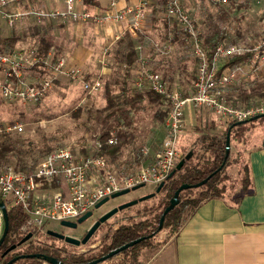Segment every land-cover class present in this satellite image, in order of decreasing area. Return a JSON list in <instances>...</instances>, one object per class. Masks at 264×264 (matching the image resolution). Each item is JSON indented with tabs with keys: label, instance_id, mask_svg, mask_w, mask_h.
Masks as SVG:
<instances>
[{
	"label": "built area",
	"instance_id": "1",
	"mask_svg": "<svg viewBox=\"0 0 264 264\" xmlns=\"http://www.w3.org/2000/svg\"><path fill=\"white\" fill-rule=\"evenodd\" d=\"M44 1L0 0V25L3 21L11 27L19 20L30 17L38 20L61 18L81 24L90 21L118 23L130 19V29L136 32L146 26L152 0H139L137 5L121 10L117 9L118 0H110L108 10L102 16L88 10H79L77 4L82 0H63L64 9L41 7L39 4H44ZM188 1L190 0L168 1L165 16L192 38L197 69L191 93L188 96L181 95L144 59L138 62L137 87L141 88L148 83L153 91L165 96L169 102L166 121L168 134L156 162L150 166H142L132 177L123 178L118 175L116 167L102 156L93 154L83 157L69 148H58L45 155L31 173L16 171L12 167L0 169V200H8L12 206L20 207L27 215L22 227L23 233H47L53 223L76 222L86 213L94 211L99 202L118 191L148 184L157 188L165 183L181 160L178 145L187 108L204 107L214 113L218 122L223 125L264 113V102L248 108L235 107L227 101L223 91L224 87L240 79H247L251 73L264 71V43L253 46L222 43L210 55L203 45L196 19L185 9ZM216 1L223 5L229 3V0ZM23 3H30L31 6L22 9L20 4ZM247 54L251 55L250 61L233 68H223L229 59ZM34 68L42 71L43 76L30 81L25 77V72ZM61 77L81 82L83 90L90 95L98 94L103 86L100 80H84L81 69L70 65L65 58L55 62L51 54L42 56L36 48L0 54V95L7 100L34 103L45 97L53 89L55 80ZM23 130V124L18 122L6 127L0 126V133ZM117 142L114 136L109 139V144ZM4 226V214L0 207V237Z\"/></svg>",
	"mask_w": 264,
	"mask_h": 264
},
{
	"label": "trees",
	"instance_id": "2",
	"mask_svg": "<svg viewBox=\"0 0 264 264\" xmlns=\"http://www.w3.org/2000/svg\"><path fill=\"white\" fill-rule=\"evenodd\" d=\"M168 1L170 0H158L157 5H160L161 10L165 9V4L168 3ZM251 1L252 0H229L228 4L223 5L216 0H196L197 11L200 14L202 13L204 17L201 20L204 25L203 28L199 26L197 20L199 13L196 11L197 13H192V15L196 19L200 29L203 45L210 55H212L215 49L222 43L227 45H238L236 40L232 37V32H236L235 22H239L241 17H236L235 15L236 12L243 9V7L248 8ZM213 7L216 8V12L211 11ZM185 9L189 11L186 6ZM43 21L37 24L34 23V27L30 25L34 30V35L38 34L37 43L32 46L36 47L38 53L42 56H47L52 49V60L56 62L61 58L62 49L55 44V40L52 37L42 34V29L45 28L46 30V25L48 23H50V25L53 24V21ZM162 22L164 23L165 39L172 42V44L175 43L179 46H185L186 50L188 52L191 51L193 54L191 36L177 24L169 23L170 21L167 18L162 20ZM155 24H158V21ZM18 38H20V36L16 35V33L13 38L0 37V54H9L13 52L15 50L13 42ZM137 44V39L128 34L118 40L115 47H113L112 53L117 74L114 75V79L111 81L109 80L105 84L104 97L106 103L104 107L97 109L95 114L96 119L94 118L96 128L94 130L95 136L93 139H97L100 143L96 154L109 160L118 170V175L123 178L136 175L142 166L154 164L157 160L158 153L161 151L160 147L154 155V158L149 155L144 156L146 159H153L152 162L145 163L140 167L137 166L140 163L141 157H143L146 152L142 144L140 146L136 145L138 141L137 118L141 114L151 115L159 124L163 125V122L168 117L170 109L166 97L153 91L148 83L141 88H137L133 85L129 87L127 84L125 88H122V79H119L117 75H121L124 72L127 74L128 78H130V69L139 58ZM250 59V54L236 56L229 59L223 68L227 66L233 68L243 62L250 61ZM35 69L39 71L38 68ZM154 71L159 72L158 69H154ZM39 72L42 77L43 72ZM165 74L166 75L162 76L166 81V78H168L167 75L172 77L168 69ZM58 80H55L54 84H56ZM254 84L252 85L251 92L243 90L242 88H235L239 90V94L244 96V99L248 102L254 101L255 98L264 101V82ZM83 91L87 94L85 90ZM0 97L3 98L1 95ZM144 100H146V104L143 103ZM7 101L12 103L20 102L16 100ZM39 101L40 100L36 102ZM250 106L251 104L247 107ZM253 124L254 121H248L246 124H238V121H229L225 123L224 129L222 130L219 129L218 125H212L202 129L203 134L199 139V144L205 150L206 154L198 156V161L193 162L196 153L192 152V156L185 160L183 167L165 181L162 190L154 197L157 200L156 203L149 206L147 204L150 199L143 201L142 203L145 204L144 208L137 209L135 215L120 218V220H118L119 222L121 221L120 226L116 229H114V227L109 228L106 231L96 252L100 256H105L127 243L141 237L152 235V237L146 238L139 244L120 254L123 256V261L127 262L126 256L132 253V263L138 254V250L142 246L149 244L160 232L167 230L171 237L175 236L204 203L212 199H226L229 190L226 182H228L229 179L225 171L231 164V155H229L228 159L225 161L228 132H231V141L234 138H237L239 142L245 141V133L251 130ZM113 135H115L118 140L117 144H109V139ZM25 147L26 140L18 133H0V169L12 167L14 170L24 173L33 172L42 159L35 157L33 158V162L29 164L25 157V154L27 155L29 150H25ZM128 149H130L132 156H130L127 161L121 162V158ZM185 157L186 155H182L180 159L183 160ZM214 172L216 173L204 185L197 188L190 187L181 191L179 204L166 215L163 228L159 230L161 217L175 192L183 184L187 183L194 185L208 178ZM241 173L243 176L240 180L242 193L237 197H230L231 201L235 204L240 203L243 196L249 192V187L251 185V169L248 162L241 167ZM5 204L9 217V231L1 249L7 247V245L14 244L19 239L21 241L27 235L22 232V227L27 220V215L20 207L12 206L8 200L5 201ZM109 224V222L105 223L101 229ZM43 235L45 241L41 240V236ZM33 237H35L34 240L30 239L22 245V253L53 256L64 263H81L84 262V260H89V257L84 254L71 253L65 243L58 241L55 237L48 235V233L39 231L34 233ZM62 244L63 246H61ZM1 249L0 264H7V259L3 260ZM45 262L46 261L42 258L33 257L20 259L14 264H45Z\"/></svg>",
	"mask_w": 264,
	"mask_h": 264
},
{
	"label": "crops",
	"instance_id": "3",
	"mask_svg": "<svg viewBox=\"0 0 264 264\" xmlns=\"http://www.w3.org/2000/svg\"><path fill=\"white\" fill-rule=\"evenodd\" d=\"M157 1H151L152 7H150L151 11L150 8L148 10L147 24L136 32H132L130 29V19L118 23L90 21L81 24L61 18L38 20L35 17H30L16 22L14 25L16 30L8 37L13 38L16 33L20 38L13 42L14 45L27 39L28 44L32 46L37 43L38 34L34 35V30L30 25L43 20H52V26L47 22V29L43 28L42 34L55 40V44L62 49L61 58H65L70 65L81 69L84 80H100L102 82L103 86L99 93L104 97L105 84L114 79V75L117 74L112 49L118 40L130 34L138 41L139 58L130 69V78L124 72L117 75L119 79H122V88H125L126 84L129 87L132 85L137 87L138 62L144 59L153 70L158 69V73L163 76L166 75L167 69L170 71L172 77L167 75L166 79L172 89L190 94L196 76L194 66L196 61L191 51L188 52L185 46L172 44L165 39L162 20L166 17H164L163 9L161 10L160 5H157ZM138 3L139 0H118L117 9L121 10ZM109 4L110 0H82L77 4V8L102 16L108 10ZM39 5L46 9L65 8L63 0H45L44 4L40 3ZM30 6V3L20 4L22 9ZM34 6L37 5L34 4ZM157 21L158 24H155ZM21 23H26V26L18 27ZM160 24L163 26L159 27ZM3 25L10 27L1 21L0 27ZM17 45L16 48H19L20 45ZM48 54L53 56V50L51 49ZM189 62L191 65H188ZM39 71L35 68L28 70L25 72V77L30 81H35L41 77ZM88 95L89 97L95 96L87 93ZM104 102L106 103L105 97ZM143 103L146 104V100ZM201 109L207 110L204 107L199 108V110ZM196 111L195 107L186 109V124L188 115L189 121L192 123L207 121L206 116L200 114V111L197 113ZM209 113L212 122L210 126H219L216 123V115L211 111ZM166 121L167 118L161 125L151 115L145 114H141L137 118L138 141L136 145L142 144V147L146 149L138 167L152 162L153 159L149 160L144 156L149 155L154 158L160 149L163 139L167 135ZM247 138L245 139L246 143ZM249 142L252 147L248 150L247 162L251 169V185L249 192L243 196L240 203L235 204L230 199V197H237L242 193L239 183L236 188L228 190L226 199H212L204 203L183 225L179 233L172 236L166 243L157 248L154 245L143 246L138 250L132 263V253L126 256L127 262L124 263L264 264V139L253 137L248 139V144ZM131 154L128 149L120 161H127L132 156Z\"/></svg>",
	"mask_w": 264,
	"mask_h": 264
},
{
	"label": "rangeland",
	"instance_id": "4",
	"mask_svg": "<svg viewBox=\"0 0 264 264\" xmlns=\"http://www.w3.org/2000/svg\"><path fill=\"white\" fill-rule=\"evenodd\" d=\"M151 4L150 7H152ZM167 4L168 3L165 4V9H163L164 14ZM185 6L191 14H195L198 9L196 0H190L186 2ZM215 10L216 8L213 7L211 11L216 12ZM235 16L241 17L239 22H235L236 32H232V37L234 40H236L238 45L253 46V44L256 45L264 43V0H252L248 5V8L243 7V9L236 12ZM202 18H204L202 13H199L197 20L199 22V26L203 28L204 25L201 22ZM34 25L35 24H33L32 27H34ZM20 26H26V23H21L18 27ZM162 26V24L159 25V27ZM15 30V26L7 27L3 25L0 27V37L7 38ZM28 43L29 41L27 39L26 41L23 40L18 44L20 45L19 48H16L17 44L14 45V48L16 51L28 48H36L30 46ZM188 65H191V63L189 62ZM194 66L196 71L197 62H195ZM262 82H264V71L251 73L247 79H240L232 85L224 87L223 91L227 101L233 106L239 108H248L247 106L250 104L251 106H256L262 104L264 101L259 98H255L254 101L248 102L244 99V96L239 94V90L235 87L251 92V88L254 83L256 84ZM188 94L189 93L181 92V95L183 96H187ZM104 103L103 94L99 93L95 96L89 97V95L87 96V94L83 91L79 81H74L68 77H61L59 78L58 82L54 84L53 89L39 102L12 103L0 97V126L6 127L7 125L16 122L23 124L24 130L22 132L12 133H18L23 137V139L26 140L25 150H29V153L27 155L25 154V157L29 164L33 162V158L39 157L40 159H43L44 156L47 155L51 150L58 148H69L75 151V154L83 157L91 156L96 154V151L100 145L97 139H93L95 136L94 130L96 128L95 114L97 109H101L105 106ZM195 108H197L196 113L200 111V114L206 116L207 121L201 123H192L189 121L188 115L187 125L185 121L186 119L184 117V129L178 145L181 156L188 155L191 152L196 153L193 162L198 161V156L206 154L205 150L199 144V139L203 134L202 129L206 128V126H210L212 123L210 118L211 114L209 113L210 111L205 109L199 110L201 107ZM216 123L219 124L220 130L224 129L225 124L223 125L219 123L217 119ZM113 136L115 137V135ZM245 136L248 137L247 143L244 140L239 142L237 138H234L231 141V164L225 171L229 179V181L226 182L227 188H229V190L233 189V187L236 188L243 177L241 173V167L247 163L248 150L252 147L250 142L248 144V139L253 137H259L260 140L264 139V118L255 120L251 130L246 132ZM154 190L155 187L151 184L143 185L137 190H131L126 195L109 200L102 207L96 209L94 211V215L87 222L80 225L73 233L75 235L78 234L77 236H79V231H82L84 228H86L93 219L102 213L108 211L119 203L142 197L150 192H153ZM156 201L157 200L155 198L150 199L147 205L152 206L156 203ZM144 205L145 204L142 203L137 207L121 212L118 214L119 216L111 218L109 221L110 224L102 229L100 228L87 245L72 246L69 251L81 252L83 250H88L91 248V246H97L101 243V239L109 228L118 227L121 222H119L118 219L124 216L129 217L135 215L136 210L139 208L143 209ZM49 229L72 233L68 229L61 227L58 223L51 224ZM170 238L171 235L169 232L167 230H163L158 236L154 237L152 241L145 246L154 245V247L157 248L170 240ZM41 240L45 241L44 235L41 236ZM121 258L123 257L119 256L115 258L110 262V264L117 263Z\"/></svg>",
	"mask_w": 264,
	"mask_h": 264
},
{
	"label": "water",
	"instance_id": "5",
	"mask_svg": "<svg viewBox=\"0 0 264 264\" xmlns=\"http://www.w3.org/2000/svg\"><path fill=\"white\" fill-rule=\"evenodd\" d=\"M260 118H264V113L262 114H258L255 115L254 117L250 118L249 120H244V121H239L238 124L240 123H244L246 124L248 121H255L257 119ZM230 149H231V132H228L227 135V140H226V156H225V161L228 159L229 155H230ZM192 156V152L189 153L188 155H186L185 159L180 160L176 166V168L172 171V173L170 174L169 177H171L177 170H180L186 159H189ZM216 172L212 173L208 178L204 179L203 181L196 183L194 185H190V184H183L174 194L173 198L170 200L169 205L166 207L161 220H160V225H159V230H161L163 228V224H164V220L166 215L172 210L174 209L180 202L179 196L182 190L188 189L190 187H200L202 185H204L205 183H207V181L215 174ZM164 182L161 183L154 192L149 193L147 195H144L142 197H139L137 199H133L130 200L126 203H123L122 205H120L117 208L112 209L111 211L105 213L102 217H100L95 224L87 231L86 235L80 239L78 237H73L70 235H65L63 233H59L57 231H53V230H49L48 231V235L55 237L59 240L64 241L65 243L69 244V245H73V246H85L89 243V241L91 240V238L95 235V233L102 227V225H104L105 223H107L114 215H116L119 211H122L124 209H127L129 207L135 206L137 205L139 202H143L146 201L148 199L154 198L164 187ZM143 185H137L135 187H133L132 189H124L121 191L116 192L115 194H113L111 197L109 198H105L104 200H102L101 202H99L96 205V209H99L100 207H102L105 203H107L109 200L114 199V198H118L121 197L123 195L128 194L131 190H137L139 188H141ZM0 207L2 208L3 214H4V220H5V226H4V231L2 236L0 237V247L3 245L6 236L8 234L9 231V217H8V211L6 208V204L4 201L0 200ZM94 215L93 211L86 213L84 216H82L81 218H79L76 222H71V221H62L61 225L67 228H71V229H75L78 227V224H82L84 222H86L87 220H89L92 216ZM33 237V233H28L19 243L18 245L28 241L30 238ZM148 237H152V235L148 236ZM148 237H141L139 239H136L130 243L125 244L124 246L117 248L113 251H111L109 254H107L104 257H101L95 261L89 262V263H85V264H99L101 262H104L116 255H118L119 253L139 244L140 242H142L143 240H145ZM14 248H16V245H13L12 247H10L8 249V251L13 250ZM7 251V252H8ZM42 258L44 261H46L49 264H67V263H62L61 261H59L57 258L52 257V256H48V255H41V254H28V255H22L20 257H15L13 259H11L7 264H14L17 260H19L20 258Z\"/></svg>",
	"mask_w": 264,
	"mask_h": 264
},
{
	"label": "flooded vegetation",
	"instance_id": "6",
	"mask_svg": "<svg viewBox=\"0 0 264 264\" xmlns=\"http://www.w3.org/2000/svg\"><path fill=\"white\" fill-rule=\"evenodd\" d=\"M135 199H137V198H135ZM133 200V199H132ZM128 201H130V200H127V201H124V202H122V203H119L118 205H116V206H114V207H112L111 209H109L108 211H106V212H104V213H102L101 215H99L98 217H96L95 219H93L91 222H90V224L86 227V228H84L82 231H79L80 233H79V236H77V235H75L73 232H75L77 229H78V227L80 226V225H82V224H78V227L77 228H75V229H71V228H67V227H64V226H62L61 224H59L61 227H63V228H66V229H68L69 231H71L72 233H66L65 231H57V232H59V233H63V234H65V235H70V236H73V237H78V238H80V239H82L85 235H86V233H87V231L95 224V222L100 218V217H102L105 213H107V212H109V211H111L112 209H114V208H117V207H119L120 205H122L123 203H126V202H128ZM140 203H142V202H139L137 205H140ZM137 205H135V206H137ZM132 207H134V206H132ZM129 208H131V207H129ZM129 208H127L128 210H129ZM127 209H124V210H122V211H119L116 215H114L113 217H116V216H119L118 214H120L121 212H124L125 210H127ZM96 210V209H95ZM94 210V211H95ZM94 211H93V213H94ZM112 217V218H113ZM118 220H120V219H118ZM88 221V220H87ZM86 221V222H87ZM110 221V220H109ZM108 221V222H109ZM85 223V222H84ZM121 224V223H120ZM120 224L118 225V227L120 226ZM103 226V225H102ZM118 227H115L114 229H116V228H118ZM49 230H53V231H56V230H54V229H49ZM47 233H48V231H47ZM78 233V232H77ZM31 240H34L35 239V237H32V238H30ZM29 239V240H30ZM57 239V238H56ZM28 240V241H29ZM58 241H62V240H59V239H57ZM20 242V239L19 240H17L14 244H10L9 246L7 245V247H5V248H3V249H1L2 248V246L0 247V249H1V254H2V257H3V260L5 259H7L6 261H7V263L11 260V259H13V258H15V257H20V256H22V255H27V254H25V253H22V245H24L26 242H24V243H22V244H20V245H18V243ZM63 243H65L64 241H62ZM101 242V241H100ZM4 244V243H3ZM13 245H16V248H14L13 250H10V251H8V249L10 248V247H12ZM65 245H67V247H68V249L70 250V248H72V246L73 245H69V244H67V243H65ZM99 245L100 244H98L97 246H91V248H89L88 250H83V251H81V252H77V251H71V253H76V254H84L85 256H88L89 257V260L88 261H86V260H84V262H81V263H70V262H66L67 264H85V263H89V262H92V261H95V260H97V259H99V258H101V257H104V256H100L97 252H96V249L99 247ZM61 246H63V244L61 245ZM8 251V252H7ZM124 252V251H123ZM123 252H121V253H119L118 255H116V256H114V257H112V258H110V259H108V260H106V261H104V262H101V263H99V264H110V262L112 261V260H114L115 258H117V257H119V256H121L120 254H122ZM106 256V255H105ZM53 257V256H52ZM123 257V256H122ZM56 258V257H55ZM20 259H25V258H20ZM19 259V260H20ZM19 260H17V261H19ZM59 260V259H58ZM16 261V262H17ZM60 261V260H59ZM62 262V261H61ZM62 263H64V262H62ZM45 264H49V263H47V262H45ZM113 264H126V263H124V261H123V259L121 258V259H119L118 260V262L117 263H113ZM138 264V263H137Z\"/></svg>",
	"mask_w": 264,
	"mask_h": 264
}]
</instances>
